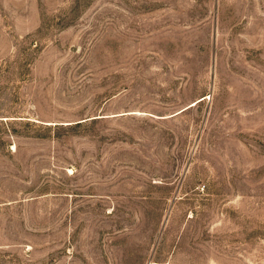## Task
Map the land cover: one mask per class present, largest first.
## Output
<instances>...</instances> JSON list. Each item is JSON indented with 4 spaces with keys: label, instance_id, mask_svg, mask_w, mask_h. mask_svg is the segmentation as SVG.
Segmentation results:
<instances>
[{
    "label": "rangeland",
    "instance_id": "rangeland-1",
    "mask_svg": "<svg viewBox=\"0 0 264 264\" xmlns=\"http://www.w3.org/2000/svg\"><path fill=\"white\" fill-rule=\"evenodd\" d=\"M0 264H264V0H0Z\"/></svg>",
    "mask_w": 264,
    "mask_h": 264
}]
</instances>
